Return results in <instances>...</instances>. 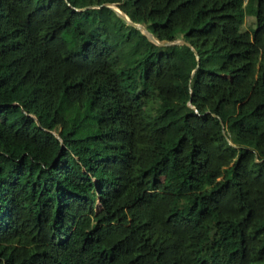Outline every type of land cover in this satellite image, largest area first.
<instances>
[{
	"label": "trees",
	"instance_id": "obj_1",
	"mask_svg": "<svg viewBox=\"0 0 264 264\" xmlns=\"http://www.w3.org/2000/svg\"><path fill=\"white\" fill-rule=\"evenodd\" d=\"M0 264H264V0H0Z\"/></svg>",
	"mask_w": 264,
	"mask_h": 264
},
{
	"label": "water",
	"instance_id": "obj_2",
	"mask_svg": "<svg viewBox=\"0 0 264 264\" xmlns=\"http://www.w3.org/2000/svg\"><path fill=\"white\" fill-rule=\"evenodd\" d=\"M105 6H109V7H112L116 10V12L118 13L119 16H121L122 18H124L130 25H133L135 27H137L138 29H140L142 31L143 34H145L149 40H151L152 42L156 43L157 45H160V46H168V45H173V44H185L187 46H191L188 42H186L185 40L183 39H178V40H174V41H167V42H164V43H161L159 41H157L154 36L152 35V33H150L147 28L143 25V24H139V23H135L133 21H131L127 15H125L124 13H122L118 8L114 7L113 5H110V4H104ZM86 8H89L88 7H85V8H82L80 10H84Z\"/></svg>",
	"mask_w": 264,
	"mask_h": 264
},
{
	"label": "rangeland",
	"instance_id": "obj_3",
	"mask_svg": "<svg viewBox=\"0 0 264 264\" xmlns=\"http://www.w3.org/2000/svg\"><path fill=\"white\" fill-rule=\"evenodd\" d=\"M254 21H255V19L253 16L245 15L244 20H243V24H242V29H250V28L254 27ZM178 39H180V38L173 37L172 41L178 40Z\"/></svg>",
	"mask_w": 264,
	"mask_h": 264
}]
</instances>
